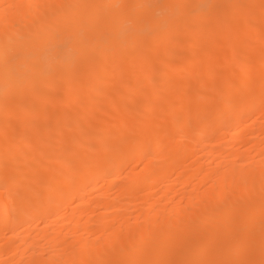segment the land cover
<instances>
[{
	"label": "bare ground",
	"instance_id": "obj_1",
	"mask_svg": "<svg viewBox=\"0 0 264 264\" xmlns=\"http://www.w3.org/2000/svg\"><path fill=\"white\" fill-rule=\"evenodd\" d=\"M263 120L264 0H0V264H264Z\"/></svg>",
	"mask_w": 264,
	"mask_h": 264
},
{
	"label": "rangeland",
	"instance_id": "obj_2",
	"mask_svg": "<svg viewBox=\"0 0 264 264\" xmlns=\"http://www.w3.org/2000/svg\"><path fill=\"white\" fill-rule=\"evenodd\" d=\"M254 120V119H253ZM253 120L249 121V123H251ZM264 121V120H263Z\"/></svg>",
	"mask_w": 264,
	"mask_h": 264
}]
</instances>
